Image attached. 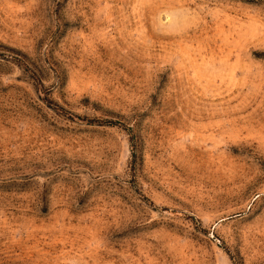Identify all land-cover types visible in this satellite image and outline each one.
I'll use <instances>...</instances> for the list:
<instances>
[{"label":"rangeland","instance_id":"rangeland-1","mask_svg":"<svg viewBox=\"0 0 264 264\" xmlns=\"http://www.w3.org/2000/svg\"><path fill=\"white\" fill-rule=\"evenodd\" d=\"M0 264H264V0H0Z\"/></svg>","mask_w":264,"mask_h":264}]
</instances>
